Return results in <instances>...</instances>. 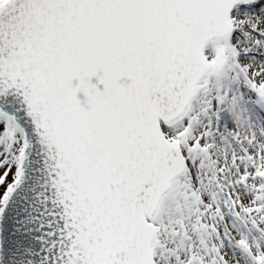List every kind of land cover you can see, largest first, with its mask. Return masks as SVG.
I'll return each mask as SVG.
<instances>
[{"label": "snow or ice", "instance_id": "1", "mask_svg": "<svg viewBox=\"0 0 264 264\" xmlns=\"http://www.w3.org/2000/svg\"><path fill=\"white\" fill-rule=\"evenodd\" d=\"M0 264H264V0H0Z\"/></svg>", "mask_w": 264, "mask_h": 264}]
</instances>
